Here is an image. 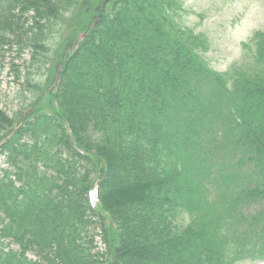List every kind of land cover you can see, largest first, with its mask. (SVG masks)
Here are the masks:
<instances>
[{
    "label": "trees",
    "instance_id": "obj_1",
    "mask_svg": "<svg viewBox=\"0 0 264 264\" xmlns=\"http://www.w3.org/2000/svg\"><path fill=\"white\" fill-rule=\"evenodd\" d=\"M62 7L80 39L60 38ZM182 11L0 0V64L57 53L47 112L15 125L0 108V264L264 261V32L255 67L221 73Z\"/></svg>",
    "mask_w": 264,
    "mask_h": 264
},
{
    "label": "rangeland",
    "instance_id": "obj_2",
    "mask_svg": "<svg viewBox=\"0 0 264 264\" xmlns=\"http://www.w3.org/2000/svg\"><path fill=\"white\" fill-rule=\"evenodd\" d=\"M180 24L202 35L207 41L204 54L208 65L215 71L228 73L238 66L241 70L255 67L253 34L264 32V0H182ZM73 9V8H72ZM72 9L63 8L60 21V38L80 39L79 19L76 20ZM64 13H66L64 15ZM78 13V12H77ZM78 17V15H77ZM57 34H52L51 38ZM50 51V52H49ZM47 52L52 57L45 67L41 63H30V55L25 51L20 57L15 52L6 54L0 64V108L14 124H23L32 119L37 112H47L48 95L54 86L56 56L51 46ZM51 53V54H50ZM34 64L35 67H31ZM41 83V88L38 84ZM18 127V126H17ZM0 165H5V158L0 157ZM90 204L96 206V195L89 196ZM258 210V204L247 208L249 213ZM97 250L102 251L100 231L95 230ZM237 264H264V261H243Z\"/></svg>",
    "mask_w": 264,
    "mask_h": 264
}]
</instances>
